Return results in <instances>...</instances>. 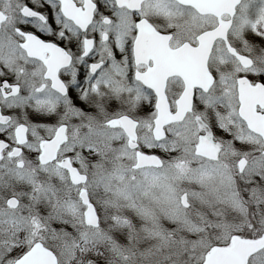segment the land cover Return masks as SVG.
<instances>
[{
	"label": "snow or ice",
	"instance_id": "obj_1",
	"mask_svg": "<svg viewBox=\"0 0 264 264\" xmlns=\"http://www.w3.org/2000/svg\"><path fill=\"white\" fill-rule=\"evenodd\" d=\"M0 264H264V0H0Z\"/></svg>",
	"mask_w": 264,
	"mask_h": 264
}]
</instances>
